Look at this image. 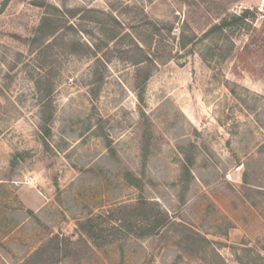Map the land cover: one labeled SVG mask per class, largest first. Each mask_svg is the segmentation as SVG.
Wrapping results in <instances>:
<instances>
[{
	"label": "rangeland",
	"instance_id": "rangeland-1",
	"mask_svg": "<svg viewBox=\"0 0 264 264\" xmlns=\"http://www.w3.org/2000/svg\"><path fill=\"white\" fill-rule=\"evenodd\" d=\"M56 234L51 264L264 257V0H0V264Z\"/></svg>",
	"mask_w": 264,
	"mask_h": 264
},
{
	"label": "trees",
	"instance_id": "trees-1",
	"mask_svg": "<svg viewBox=\"0 0 264 264\" xmlns=\"http://www.w3.org/2000/svg\"><path fill=\"white\" fill-rule=\"evenodd\" d=\"M252 15V12L250 9L245 10L241 14H232L231 16H226L223 17L219 22H216L207 32V35L211 34H217V33H226L228 29L235 28V27H240L243 24L246 23V19ZM82 43L80 42H73L72 45L77 46L81 45ZM138 48H140L139 45H137ZM140 62V61H139ZM142 70L139 71V74L141 73ZM149 72L145 75V82L146 79L148 78ZM49 104V103H48ZM47 106V105H46ZM52 114H48L46 116V121H50ZM192 161V160H188ZM186 169H188L187 165L185 164ZM152 203L145 199H140L134 206H125L124 208L120 209V214H115L114 213V219L115 221H120L119 223L123 224H118L116 226H111V231H120V226L123 227L124 221H128L125 219L127 216L130 215V217L138 219L141 216L148 214L146 211L147 208H152L151 206ZM155 212V211H154ZM155 213H162V216L160 218H156L155 222L153 224V228L150 229L152 233L162 227L163 225H181L180 222H176L174 220H171L170 216L166 212L158 211L156 210ZM96 219L94 218H89L86 221L80 222V230L86 231L92 238L94 237V240H96L99 236L105 237L106 240L110 241L109 238L112 234L106 233L107 227H102V223L95 221ZM126 225V223H125ZM108 231V230H107ZM192 231V230H191ZM148 232V233H151ZM114 233V232H113ZM188 237L191 239V241L195 240H204L208 241V239L196 231H192L191 234L188 235ZM63 239L60 237V235L56 234L52 236L45 244H43L40 248L35 250L33 254L30 256V258L27 259V262L25 264H51L55 262L61 261L63 256L66 254L65 250L68 249L69 244L71 243V240H69V243H64L62 242ZM66 241V240H65ZM68 241V240H67ZM53 248V250H50ZM258 260H256V264H264V257L260 254L258 255Z\"/></svg>",
	"mask_w": 264,
	"mask_h": 264
}]
</instances>
